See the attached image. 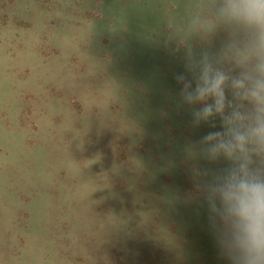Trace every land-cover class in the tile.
<instances>
[{
  "label": "rangeland",
  "instance_id": "1",
  "mask_svg": "<svg viewBox=\"0 0 264 264\" xmlns=\"http://www.w3.org/2000/svg\"><path fill=\"white\" fill-rule=\"evenodd\" d=\"M195 3L0 0V264H225L174 78Z\"/></svg>",
  "mask_w": 264,
  "mask_h": 264
},
{
  "label": "clouds",
  "instance_id": "2",
  "mask_svg": "<svg viewBox=\"0 0 264 264\" xmlns=\"http://www.w3.org/2000/svg\"><path fill=\"white\" fill-rule=\"evenodd\" d=\"M173 33L185 49L174 77L180 102L193 128L216 129L188 143L185 157L218 254L264 264V0H196ZM193 42L208 47L197 54Z\"/></svg>",
  "mask_w": 264,
  "mask_h": 264
}]
</instances>
